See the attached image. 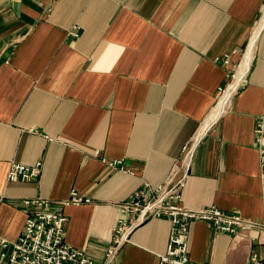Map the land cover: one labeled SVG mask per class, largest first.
Wrapping results in <instances>:
<instances>
[{
    "label": "crops",
    "instance_id": "0c3cea01",
    "mask_svg": "<svg viewBox=\"0 0 264 264\" xmlns=\"http://www.w3.org/2000/svg\"><path fill=\"white\" fill-rule=\"evenodd\" d=\"M246 65L205 133L219 117V89ZM261 116L264 0H0V242L18 240L31 210L24 201L42 198L67 217V243L102 262L117 205L145 183L185 176L182 151L201 133L178 204L260 225ZM37 162L36 181L7 180L13 163ZM72 190L91 203L58 205ZM170 231L167 219L147 221L116 264H159ZM189 249L194 264H247L264 258V232L231 237L198 221Z\"/></svg>",
    "mask_w": 264,
    "mask_h": 264
},
{
    "label": "built area",
    "instance_id": "2783aa9c",
    "mask_svg": "<svg viewBox=\"0 0 264 264\" xmlns=\"http://www.w3.org/2000/svg\"><path fill=\"white\" fill-rule=\"evenodd\" d=\"M79 28H74L71 35L78 38ZM229 63L227 56L223 64ZM241 79L237 81V73L231 76V82L227 87L220 88L221 99L229 93L228 102L219 113V117L207 127H214L215 122L223 115L241 86L245 74L250 71L249 65L245 66ZM244 68V67H243ZM234 86V87H233ZM215 107V109H216ZM214 109V110H215ZM214 112V111H213ZM255 143L260 158V173L262 187L263 217H264V117L258 118L255 127ZM204 133V134H205ZM203 135L200 136L202 138ZM199 137L185 145L182 151L181 168L185 169V176L177 178L171 174L164 183L155 188L145 183L142 189L133 193L125 202L117 205L121 212L118 224L114 228L112 245L106 250L103 261L97 263L93 258L67 243L66 226L67 217L52 211L51 201L38 198L26 200L24 204L31 210L27 214L24 230L17 241L0 242V264H116L119 250L128 243L132 232L143 226L151 219H167L171 222L170 237L167 244V251L160 255L159 264H194L190 258L189 239L191 223L204 221L215 233H222L228 236L237 235L239 231L247 227H256L264 232V219L260 225H254L234 213L225 212L219 208L209 207L201 210H192L178 203L182 198L183 188L186 183V173L193 162ZM110 169H119L123 172L130 171L123 168L124 162L114 160L111 162L102 161ZM7 180L11 182H34L41 173L42 164L37 162L33 166L25 164H12ZM66 201L58 202L62 207L82 206L91 203V200L82 197L75 190ZM247 264H264V258L254 253L247 261Z\"/></svg>",
    "mask_w": 264,
    "mask_h": 264
},
{
    "label": "bare ground",
    "instance_id": "6f19581e",
    "mask_svg": "<svg viewBox=\"0 0 264 264\" xmlns=\"http://www.w3.org/2000/svg\"><path fill=\"white\" fill-rule=\"evenodd\" d=\"M254 42H255V40L253 41L251 47L253 46ZM250 49H251V48H250ZM248 54H249V55H248V59H250V57H251V55H252V54H251V51H249ZM242 74H243V72H241V73L238 74V76H237V81H236L235 85H237V83H238L239 80L241 79ZM233 87H234V86H233ZM228 96H229V93L221 99L220 104H218L219 106H218V108H217V113L221 112V110H223V108L225 107L226 103L228 102ZM203 134H204V133H201V134L199 135V138H200V136L203 135Z\"/></svg>",
    "mask_w": 264,
    "mask_h": 264
}]
</instances>
